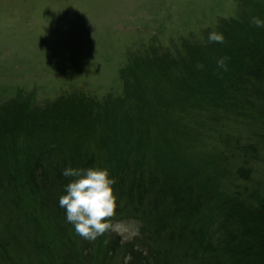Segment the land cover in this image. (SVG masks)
<instances>
[{"label": "trees", "instance_id": "16d2710c", "mask_svg": "<svg viewBox=\"0 0 264 264\" xmlns=\"http://www.w3.org/2000/svg\"><path fill=\"white\" fill-rule=\"evenodd\" d=\"M236 3L124 53L99 95L0 101V264H264V0ZM66 167L108 170L132 238L75 233Z\"/></svg>", "mask_w": 264, "mask_h": 264}, {"label": "rangeland", "instance_id": "374dc122", "mask_svg": "<svg viewBox=\"0 0 264 264\" xmlns=\"http://www.w3.org/2000/svg\"><path fill=\"white\" fill-rule=\"evenodd\" d=\"M236 4V0H0V101L16 89L33 91L37 100L71 89L99 95L116 86L115 71L124 53L188 34L209 19L231 15ZM114 225L122 239L136 234L134 223Z\"/></svg>", "mask_w": 264, "mask_h": 264}, {"label": "clouds", "instance_id": "9594fccd", "mask_svg": "<svg viewBox=\"0 0 264 264\" xmlns=\"http://www.w3.org/2000/svg\"><path fill=\"white\" fill-rule=\"evenodd\" d=\"M251 23L264 27V21L259 17H253ZM208 41L224 43L225 38L223 34L212 31ZM226 59L217 61L218 68L227 70ZM197 67L203 68V65L198 64ZM62 174L73 177L66 185L65 194L59 198V206L65 210L66 220L74 226L75 233L91 241L109 230H118L119 226L111 222L115 215L116 196L113 190L115 180L110 178L108 170L66 167Z\"/></svg>", "mask_w": 264, "mask_h": 264}]
</instances>
